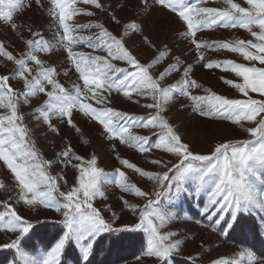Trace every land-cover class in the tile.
<instances>
[{"label": "snow or ice", "instance_id": "snow-or-ice-1", "mask_svg": "<svg viewBox=\"0 0 264 264\" xmlns=\"http://www.w3.org/2000/svg\"><path fill=\"white\" fill-rule=\"evenodd\" d=\"M33 3L44 7L42 0H0V21L17 31L18 25L13 22L15 14L32 7ZM79 3L106 11L104 0H50L46 14L57 25L54 42L30 26V38L21 37L26 47L19 55L6 50V45L0 42V58L14 66L9 74L0 75V161L11 174V183L0 181V189L15 193L0 204V232L11 234L10 242L2 247L14 250L10 264H65L70 251H78L77 264H91L98 248L103 251L99 246L104 234L139 231L146 233L143 254L154 258V264H172L173 255L182 251L184 241L177 238L176 232L160 231L178 215L159 208L161 197L166 193L171 194L173 207L186 199L188 193H205L207 198L200 214L206 216L211 222L209 227L218 230L221 236L229 235L245 215L264 213V0H245L247 7L234 0H222L223 7L205 6L208 0H142L144 9L158 7L182 22L180 35L192 46L190 51L195 52V62L201 63L204 69L232 72L241 78L242 83L231 80L224 83L235 88L243 98H226L207 89V95H193V90L200 87L191 77L193 63L182 66L179 58L154 73L153 69L166 60L168 53L158 50L159 55L150 62L141 63L126 46V38L131 34L139 32L143 37L139 24L134 20L123 22L124 32L117 37L103 23H70L75 16L96 14L78 8ZM110 18L115 25L122 24L115 9ZM254 27L259 31H254ZM214 28L243 29L254 40L198 38V32ZM82 32L90 34L80 35ZM144 43L152 47L147 37ZM78 46L87 47L91 52L75 51ZM61 49L82 80V86L73 82L69 90L59 82L58 77L67 76L70 71H59L51 61ZM206 51L239 54L250 64L246 66L231 59L209 60ZM113 61L127 67H118ZM251 62H258L260 66ZM182 67L177 82L164 86L163 82L173 73L181 72ZM13 80L22 82V88H13L10 83ZM113 92L137 104L141 99L150 101L141 106L151 111L137 117L109 107ZM250 93H258L261 99L253 98ZM40 94L47 99L31 111V116L42 126L47 125L50 132L58 135L59 129L52 121L63 123L66 118L67 126L79 133L72 118L74 111H78L102 126L106 140L118 141L119 145H126L141 155L155 152L145 157L152 168L138 166L117 153L116 160L121 167L111 176H103L95 155L86 159L71 146L57 152L53 160H43L24 124L28 114L22 112L23 106L30 105ZM181 96L192 102L193 112L205 118L228 120L243 128L249 138L237 143L218 142L209 147L207 154L195 151L165 115L167 106ZM134 129H145L149 134H135ZM112 149L117 151L115 143ZM56 163H62L65 168L71 166L77 173L74 185L67 192L60 191L58 185V180L64 177H53L48 171ZM122 169L131 170L139 181L130 180ZM102 184L114 185L120 193L137 198L139 203L121 196L119 210L136 218L131 227H113L117 217L111 205L106 204L103 209L94 206L97 198L107 199ZM21 203L35 211L37 217L40 208L51 209L60 217L51 225L54 231L39 250L31 242L36 226L42 222L37 219L34 224L18 214L14 205ZM104 212H112V218L106 219ZM261 229L264 230V216ZM115 238L113 244L123 239L120 235ZM248 255L251 257V253ZM188 259L191 264H200L198 258L189 256ZM210 264L226 262L221 258ZM249 264H255V260L250 259Z\"/></svg>", "mask_w": 264, "mask_h": 264}, {"label": "rangeland", "instance_id": "rangeland-1", "mask_svg": "<svg viewBox=\"0 0 264 264\" xmlns=\"http://www.w3.org/2000/svg\"><path fill=\"white\" fill-rule=\"evenodd\" d=\"M44 7H38L33 3L32 7L26 10L17 12L14 16V21L18 25V30L13 31L10 27L6 26L5 22L0 21V42L6 45V50L12 52L14 55H19L25 50L23 39L30 38L31 34L28 31L30 26L34 31H39L50 42H54V36L56 33L57 25L52 22V17L46 14V9L50 6V0H42ZM241 6L247 7L245 0H234ZM106 11H100L94 9L93 6L79 3L76 6L83 11H93L96 14L92 17L87 15H78L73 18L70 23L88 24L103 23L104 26L111 31L114 35L119 37L124 32L123 22L135 21L140 25L143 31V37L139 32L131 34L130 38H126V46L135 55L141 63L150 62L155 56L159 55V51H166L168 53L166 60L157 65L153 72L162 70L168 62H175L176 58H179V63L182 66H187L188 63H193V71L191 77L195 79L200 85L199 88L193 90V95H207L205 90H209L211 93L224 96L226 98H243L241 94L233 87L224 83V80H231L233 83H242L241 78L236 77L232 72H224L219 69L207 70L202 67L201 63L194 61L195 52L190 51L192 47L184 38L180 35V29L182 22L178 20L173 14L160 10L158 7L152 9H144L142 0H104ZM140 5L138 8L137 5ZM205 6L211 7H223L222 0H208ZM116 10L117 16L121 19V25H115L110 18V14L113 10ZM254 31H259L258 28H253ZM97 31L92 29V32ZM17 32L20 34L18 35ZM80 35L87 36L89 32L79 33ZM200 40L205 41H227L236 38H242L245 40H254L249 32L243 29H224L214 28L212 30H204L197 34ZM23 39H22V38ZM144 37H147L152 47L147 46L144 43ZM75 51L91 52V49L83 46H78ZM159 50V51H158ZM254 51V50H253ZM104 55L103 53H96ZM206 58L209 60L231 59L235 63H240L248 66L249 61L243 59L239 54L229 53L227 51L212 52L206 51ZM51 61L55 62V66L59 71L63 72L66 69H70L69 75H60L58 77L62 86L71 90L73 82L83 85L82 80L78 79V74L71 66L70 62L66 59V52L64 50H57L56 55L51 57ZM118 67H127L122 62L113 61ZM255 66H260L258 62H251ZM49 66H52L51 64ZM14 66L0 58V75L9 74ZM181 72L173 73L166 81L164 86L174 84L179 79ZM11 86L15 89L22 88V82L13 80L10 82ZM253 98L261 99L258 93H250ZM47 97L42 94L33 98L30 105L23 106L22 112L27 115L24 124L28 127L30 132V141L35 144L36 150L40 154L41 158L45 161H51L55 157L56 153L62 151L64 148L71 146L76 154L88 159L93 155L97 157L98 167L103 170V176H111L117 167H121L116 160L117 153L122 158H128L131 162H135L138 166L151 169L152 166L147 164L146 156H152L155 154L141 155L134 149L128 148L126 145H119L118 141H108L102 134V126L83 116L82 113L74 111L73 121L80 129L77 133L74 129H71L65 122H60L54 119L52 123L59 129V134L50 132L47 125H41L31 116V111L38 107L46 100ZM145 101L141 99L140 104L133 103L123 97L122 94L113 92L111 94V103L108 105L121 112H126L130 115L137 117L146 115L149 109L142 107L141 105ZM192 102L185 97H178L174 102H171L167 106L165 113L166 118L170 124L178 130L183 136L185 141L190 142L195 151L202 154H207L209 147L214 146L218 142H242L248 139L247 133L238 125L232 124L230 121L221 118H205L199 114L193 112ZM96 106V105H93ZM249 125L245 122V127ZM135 134L146 135L149 134L145 129H134ZM87 141V143H85ZM115 143L117 151H113L112 144ZM75 163V161H73ZM130 180L138 182L139 178L131 172L126 170ZM49 173L53 177H61L64 179L58 180L60 191L67 192L75 183V176L77 175L75 169L71 166L65 168L62 163H56L53 167L48 169ZM101 177V180L103 179ZM11 174L7 170L6 166H2L0 161V181L6 184L11 183ZM65 180L67 185H65ZM138 186L143 187V183H139ZM191 186V182H189ZM102 188L105 191L106 200L97 198L94 201V206L103 209L104 205H111L116 209V219L113 223L115 228L131 227V224L136 220L131 213L121 212L122 201L121 196L124 195L125 199L130 202L139 203L137 198L127 194L120 193L119 189L114 185H103ZM8 195H15V193H8L3 189H0V204L7 201ZM171 194L166 193L164 197H161L159 208L172 213H177L176 219H174L168 226L160 229L162 233L173 231L178 233V237L184 241L182 251L173 255V259L185 261L187 264H191L188 257L192 256L198 258L200 264H210V261H220L222 258L226 264H249L250 259L255 260V264H264V256L257 254V252L251 250L242 245L225 241L223 236L218 235L216 231H213L212 227H209L207 221H209L205 215H201V208L203 202L206 201V194H192L188 193L187 198L177 203L175 207L172 205L175 203L170 198ZM185 202L190 205V211L185 206ZM9 203H11L9 201ZM18 214L28 218L31 222L36 223L39 219L42 223L50 222L55 223L60 217L57 213L51 209H39V217L35 211H30L23 204L14 205ZM187 208V210H186ZM106 219L112 218V212H104ZM260 217L264 216V213L253 212ZM187 217V218H186ZM200 218L202 220H200ZM226 219L231 222L229 216L226 215ZM143 234L146 246V233L139 231ZM11 234H5L0 232V250H6L3 248V244L10 242L9 237ZM125 250L121 247H117L114 253L107 255V264H154V258H150L140 255L136 258L123 257ZM248 253H251L249 257ZM109 256V257H108ZM119 256H121L119 258Z\"/></svg>", "mask_w": 264, "mask_h": 264}, {"label": "trees", "instance_id": "trees-1", "mask_svg": "<svg viewBox=\"0 0 264 264\" xmlns=\"http://www.w3.org/2000/svg\"><path fill=\"white\" fill-rule=\"evenodd\" d=\"M184 203L190 211V205L185 201ZM200 220L202 219L200 218ZM52 224L53 223L46 222L36 226L37 231L31 243L35 245L38 250L43 248L44 243L47 241V237L52 235L54 231L51 227ZM205 224L210 225L211 222L207 221ZM45 225H47V227H45ZM216 232L218 233V230ZM115 235H120L123 239L113 244L112 241L116 239ZM223 239L250 248L257 252V254L264 256V230L261 229V217L257 214L245 215L239 223L234 226V229L231 230L229 235L223 236ZM99 247L102 248L103 251H100L98 248L97 255L92 259L91 264H107V255L109 252L114 253L117 247H121L125 250L126 255L123 257L126 258H136L143 255L145 250V239L143 234L139 232H122L114 234L113 236L104 234L103 243ZM28 250L31 251V249ZM13 253L14 250H0V264H10ZM78 256V251H70L65 259V264H77ZM120 257L121 256H119V258ZM172 264L187 263L172 258Z\"/></svg>", "mask_w": 264, "mask_h": 264}]
</instances>
